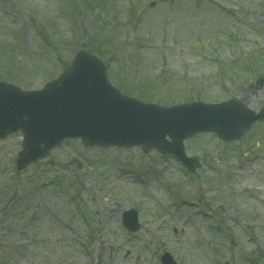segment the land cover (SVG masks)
<instances>
[{
    "label": "rangeland",
    "instance_id": "rangeland-1",
    "mask_svg": "<svg viewBox=\"0 0 264 264\" xmlns=\"http://www.w3.org/2000/svg\"><path fill=\"white\" fill-rule=\"evenodd\" d=\"M79 50L143 101L264 106V0H0V81L39 89ZM20 143L0 140V264H160L165 251L178 264H264V120L234 143L186 139L193 172L171 154L79 139L17 171ZM129 207L135 233L121 225Z\"/></svg>",
    "mask_w": 264,
    "mask_h": 264
},
{
    "label": "water",
    "instance_id": "water-1",
    "mask_svg": "<svg viewBox=\"0 0 264 264\" xmlns=\"http://www.w3.org/2000/svg\"><path fill=\"white\" fill-rule=\"evenodd\" d=\"M263 117L264 109L255 114L232 100L164 109L122 97L109 86L99 61L85 52L77 53L60 77L41 90L22 91L0 82V139L18 131L23 136L18 170L45 157L64 139L80 138L85 145L156 148L175 155L192 171L197 159L184 155V138L213 131L224 140L238 139ZM122 223L138 230L136 212H124ZM161 262L175 264L169 253Z\"/></svg>",
    "mask_w": 264,
    "mask_h": 264
}]
</instances>
